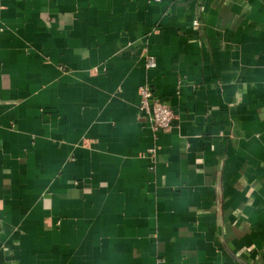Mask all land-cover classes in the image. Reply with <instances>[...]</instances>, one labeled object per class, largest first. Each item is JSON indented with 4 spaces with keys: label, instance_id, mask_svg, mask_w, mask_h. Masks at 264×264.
<instances>
[{
    "label": "crops",
    "instance_id": "0c3cea01",
    "mask_svg": "<svg viewBox=\"0 0 264 264\" xmlns=\"http://www.w3.org/2000/svg\"><path fill=\"white\" fill-rule=\"evenodd\" d=\"M0 264H264V0H0Z\"/></svg>",
    "mask_w": 264,
    "mask_h": 264
},
{
    "label": "built area",
    "instance_id": "2783aa9c",
    "mask_svg": "<svg viewBox=\"0 0 264 264\" xmlns=\"http://www.w3.org/2000/svg\"><path fill=\"white\" fill-rule=\"evenodd\" d=\"M194 24H197L194 21ZM140 100L139 109L148 116L151 124L161 130H168L172 124L174 114L170 107L159 100L149 84H143L139 87Z\"/></svg>",
    "mask_w": 264,
    "mask_h": 264
}]
</instances>
